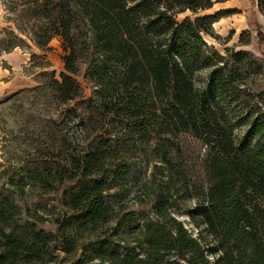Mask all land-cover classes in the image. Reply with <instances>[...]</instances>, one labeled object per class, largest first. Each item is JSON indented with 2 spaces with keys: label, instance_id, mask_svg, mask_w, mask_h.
I'll use <instances>...</instances> for the list:
<instances>
[{
  "label": "trees",
  "instance_id": "trees-1",
  "mask_svg": "<svg viewBox=\"0 0 264 264\" xmlns=\"http://www.w3.org/2000/svg\"><path fill=\"white\" fill-rule=\"evenodd\" d=\"M216 1L57 0L55 26L45 40H37L42 46L55 33L64 37L69 52L62 56L65 70L55 79L56 90L63 101L82 99L84 87L77 76L83 60L74 32L81 19L86 27L81 43L91 55L85 70L93 92L107 111L119 107L130 120L131 133L158 141L155 151L162 162L154 164V174L167 178L154 190L155 215L120 212L136 235L107 264H167L165 253L183 260L171 264H264V107L245 103V110L235 117L226 108L229 99H241L229 80L233 69L219 64L223 57L207 48L203 36L210 32L208 22L218 15L186 16L181 21L176 17L210 8ZM258 3L264 6V0ZM204 66L212 68L202 85L194 74ZM178 133L192 135L204 150L198 162L200 175L190 180L197 195L195 206L187 212L200 227L197 236L171 211L178 205L171 200L176 187L171 183L181 172L174 158L182 148L170 140ZM109 141L100 145L104 148ZM101 154L94 148L79 162L90 179L68 200L84 231L119 217L106 191L123 186L131 168L130 162L120 160L110 176ZM190 181H185L186 188ZM125 207L120 205V211ZM7 211L8 207L0 208V264H49L47 245L55 234L32 224L20 231L10 227Z\"/></svg>",
  "mask_w": 264,
  "mask_h": 264
},
{
  "label": "rangeland",
  "instance_id": "rangeland-1",
  "mask_svg": "<svg viewBox=\"0 0 264 264\" xmlns=\"http://www.w3.org/2000/svg\"><path fill=\"white\" fill-rule=\"evenodd\" d=\"M56 2L0 0V208L8 207L10 227L20 231L32 224L55 234L47 245V257L52 258L49 264H99L102 259L107 264L136 235V231L127 229L120 212L154 216V190L167 177L154 174V164L162 162L155 151L157 139L142 140L131 133L130 120L122 116L119 107L107 111L93 92L85 70L91 55L81 43L86 37L81 19L74 32L83 60L82 73L77 77L85 96L77 101L59 97L55 79H60V72L65 70L62 56L69 52L67 43L57 33L46 45L37 43L38 39L45 40L55 26ZM203 14L218 15L214 22H208L210 32L203 36L207 48L223 57L219 64L233 69L229 80L241 96L240 100L229 99L226 108L235 117L245 110V103L264 107V6L258 0H217L210 8L187 10L176 17L181 21ZM239 50L245 52L243 57L235 55ZM211 68L198 69L196 82L204 85ZM102 140H110L104 148ZM170 142L182 148L174 158L181 172L171 183L176 185L171 200L178 204L171 211L197 236L200 227L187 212L195 206L197 195L190 180L200 175L198 162L204 150L190 134L178 133ZM94 148L104 154L99 158L106 174L111 176L120 160L130 162L131 168L123 186L106 191L119 217L84 231L78 228L68 200L89 181L78 165ZM187 179L191 183L188 188ZM120 205L125 209L120 211ZM66 244L68 247H64ZM163 259L167 264L183 262L174 253L163 254Z\"/></svg>",
  "mask_w": 264,
  "mask_h": 264
}]
</instances>
